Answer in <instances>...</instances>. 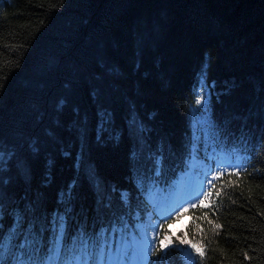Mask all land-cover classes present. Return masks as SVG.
<instances>
[{"label":"trees","instance_id":"1","mask_svg":"<svg viewBox=\"0 0 264 264\" xmlns=\"http://www.w3.org/2000/svg\"><path fill=\"white\" fill-rule=\"evenodd\" d=\"M101 109L115 123L97 141ZM0 154L9 211L155 225L172 242L146 264H264V0H0ZM189 172L210 206L173 233L145 197L168 202Z\"/></svg>","mask_w":264,"mask_h":264},{"label":"snow or ice","instance_id":"2","mask_svg":"<svg viewBox=\"0 0 264 264\" xmlns=\"http://www.w3.org/2000/svg\"><path fill=\"white\" fill-rule=\"evenodd\" d=\"M202 101L203 97H198L196 103L200 105ZM114 123L113 113L106 109L98 110L95 113L93 129L95 139L100 141L106 135H112ZM129 124L135 125L136 120L130 118ZM211 126L217 134H220L221 130L217 125ZM143 130L141 125V132ZM88 133L89 121L86 118L84 125L79 129L82 149L87 142ZM112 138L117 137L113 135ZM144 142L146 143V140ZM138 155L139 153H133L134 167H137L140 162L136 159ZM2 156L3 154H0V158ZM146 159L152 162V168L145 169L147 177L163 157H155L152 152H149ZM17 167L23 168V162H20ZM160 174L159 170H156V175ZM216 178L213 177V179ZM7 183L9 181L0 179V184ZM202 195L204 199L192 202V207L210 206L206 201L210 200L211 192ZM98 203L103 204V197ZM103 206L107 207V205ZM184 211L187 212L188 209L185 208ZM71 212L72 209L65 208L63 212L54 210L49 214L46 208H40L31 203L23 208L15 207L9 211L5 208L3 199L0 198V264H125L123 259H114L111 255L105 259L106 252L110 251L117 232L122 230L120 228L122 217L114 221H105L98 214L95 222L89 223L85 219L72 216ZM204 218L207 219V216L205 215ZM6 221H8L7 224ZM180 243L185 244L186 241L181 240ZM151 247L152 245L149 244L145 255ZM190 247L198 255L204 256V252L197 244L193 243ZM160 248L166 250L168 245L161 242ZM122 251L123 255L127 256V246H122Z\"/></svg>","mask_w":264,"mask_h":264},{"label":"rangeland","instance_id":"3","mask_svg":"<svg viewBox=\"0 0 264 264\" xmlns=\"http://www.w3.org/2000/svg\"><path fill=\"white\" fill-rule=\"evenodd\" d=\"M194 179H195V181H194ZM196 185H197L196 177L192 173H189L188 174V182H187V185H186V188H185L186 189L185 193L187 194L188 197H190V198L192 197L193 190H194L193 188ZM185 193L182 196L186 200ZM185 220L180 221V223L176 227L178 228L179 225H183V222L186 224ZM117 259H119V257Z\"/></svg>","mask_w":264,"mask_h":264},{"label":"bare ground","instance_id":"4","mask_svg":"<svg viewBox=\"0 0 264 264\" xmlns=\"http://www.w3.org/2000/svg\"><path fill=\"white\" fill-rule=\"evenodd\" d=\"M189 173H191V172H189ZM189 173H188V174H189ZM194 181H195V179H194ZM187 182H188V179H187V181H186V185H187ZM202 188H203L202 186H197V185H196V186L193 188V189H194L193 192L200 191ZM81 215H82L83 217H85V218L87 217V214H85V213H81Z\"/></svg>","mask_w":264,"mask_h":264}]
</instances>
